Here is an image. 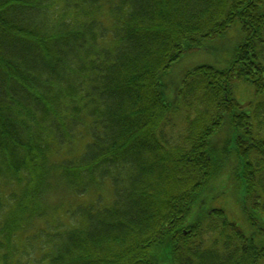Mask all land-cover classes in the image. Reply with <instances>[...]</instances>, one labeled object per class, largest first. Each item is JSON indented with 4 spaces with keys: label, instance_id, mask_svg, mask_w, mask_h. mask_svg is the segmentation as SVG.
I'll return each instance as SVG.
<instances>
[{
    "label": "trees",
    "instance_id": "16d2710c",
    "mask_svg": "<svg viewBox=\"0 0 264 264\" xmlns=\"http://www.w3.org/2000/svg\"><path fill=\"white\" fill-rule=\"evenodd\" d=\"M0 264H264V0H0Z\"/></svg>",
    "mask_w": 264,
    "mask_h": 264
},
{
    "label": "rangeland",
    "instance_id": "374dc122",
    "mask_svg": "<svg viewBox=\"0 0 264 264\" xmlns=\"http://www.w3.org/2000/svg\"><path fill=\"white\" fill-rule=\"evenodd\" d=\"M233 38V37H231ZM220 39L213 47L211 50H209L206 53H201V52H195L189 55L188 61H193V62H201L204 59H211L212 53H217L219 54V48L224 47L225 52L228 51V47L224 44H221ZM228 44L230 42H227ZM211 57V58H210ZM221 136L224 135V131L220 132ZM220 137L217 139L219 140ZM216 142L219 143V141L215 140ZM79 151V145L76 146L74 149H71V155L78 153ZM221 168V174L225 176V181L226 179H229L226 175H229L231 172V167H232V162L230 160H223L222 162L219 163ZM55 175L49 176L48 181L49 184L46 186L47 191H45V199L42 200V204L46 205L49 207L48 209V216L46 217L47 221H50L54 218H60L63 222L67 223L65 212L66 211H72V209H75L78 206H86L88 204H94V202L99 201L102 206H110L113 200V191L111 184L109 181H98L96 180L87 190V192L83 195L76 196L75 193L72 191H69L68 188L65 186V182L60 179L59 173L56 171L54 172ZM238 183L235 182L233 179L230 181V184L228 185L226 182L224 183L223 187L224 190L230 191V194L227 195V198L224 199L222 196H218L213 204L214 206H217V208H222L228 212L230 211H235L237 212L239 208H234V199L239 203L240 200H237V188ZM234 189V192H233ZM238 209V210H237ZM242 216L241 212L238 214ZM244 224V223H241ZM35 225V229H32V227L29 228V235L35 233L37 230H40L44 227V220L37 221V223L33 224Z\"/></svg>",
    "mask_w": 264,
    "mask_h": 264
}]
</instances>
